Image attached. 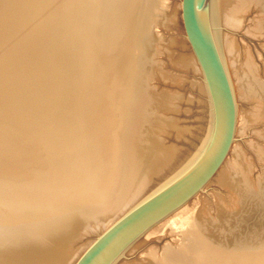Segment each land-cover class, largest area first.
I'll list each match as a JSON object with an SVG mask.
<instances>
[{
  "label": "bare ground",
  "instance_id": "bare-ground-1",
  "mask_svg": "<svg viewBox=\"0 0 264 264\" xmlns=\"http://www.w3.org/2000/svg\"><path fill=\"white\" fill-rule=\"evenodd\" d=\"M64 1L74 57L60 76L57 96L44 104L39 120L28 126L30 130L25 134L27 126L20 124L17 117L23 107L0 108V117L5 119L0 121V133L1 123L4 129L7 124L14 130L8 134L9 139H15L7 146L0 142V172L6 176L0 178V264H73L93 241L82 248L75 243L77 238L104 231L117 214L140 201L137 199L153 178L172 168L178 155L176 147L164 146L150 132H161L164 127L180 136L183 132L175 120L171 124L157 119V112L170 109L169 98L154 96L148 89V82L156 77L152 73L156 59L152 57L158 54L160 44L158 20L164 26L171 23L170 15L164 16L163 0ZM210 1L213 32L235 94L236 131L229 154L238 164V136L246 123L238 101L254 100L260 114L264 113V74H259L251 56L238 47L233 36L221 35L220 26L237 29L244 13L256 7L263 21L256 19L251 29L260 37L264 34V0ZM17 7L20 10L22 2ZM10 12L0 1L1 18ZM102 46L104 53L100 52ZM177 64L185 65L183 61ZM198 85L206 93L202 77ZM53 118H58L55 122L60 120L58 124L62 121L64 128L59 136L53 133L49 137ZM210 118L209 106L208 122ZM209 128L210 122L205 128L206 136ZM202 146L181 168H173L149 195L183 171ZM228 156L213 179L225 182L228 174L222 169L228 164ZM22 175L30 177L21 182ZM189 203L149 232L168 223L172 216H178L179 231H188L184 224L197 215L196 210L183 215ZM200 226L195 225V230ZM205 233L212 235L208 230ZM247 252L236 248L234 263L240 264L241 256ZM173 260L167 251L159 258L147 257L144 264H171ZM183 263L225 264V258L211 260L197 253Z\"/></svg>",
  "mask_w": 264,
  "mask_h": 264
},
{
  "label": "rangeland",
  "instance_id": "rangeland-1",
  "mask_svg": "<svg viewBox=\"0 0 264 264\" xmlns=\"http://www.w3.org/2000/svg\"><path fill=\"white\" fill-rule=\"evenodd\" d=\"M0 1L11 11L6 17L0 16V108L10 105L23 107L22 114L17 112V117L20 124L27 126L23 129L25 134L28 126L35 125L39 114L45 110H42L44 104L53 100L59 92L60 76L65 72V66L68 70V60L74 57L73 37L64 0ZM21 2L23 7L16 10ZM162 4L164 16L170 15L171 23L164 26L158 20L156 32L160 44L157 45L158 54L154 53L152 57L156 59L152 64V73L156 77L148 82V89L154 96L166 95L169 98L170 109L157 112V119L170 121L171 124L175 120L183 132L180 136L169 127L163 126L158 133L150 129L154 138H158L164 146L176 147L178 155L173 167L165 169L164 175L155 176L137 201L155 190L173 168L185 164L186 159L196 154L205 140V128L210 122L207 94L201 92L198 85L202 76L192 63L193 56L183 37L179 0H163ZM160 16L163 17L162 14ZM260 18L262 13L256 7L249 8L237 29L222 24L220 28L221 35L233 36L238 47L248 52L262 76L264 34L255 36L251 29L255 20ZM100 52L104 53L103 46ZM178 61H183L185 65L180 67ZM238 106L246 116L245 127L238 136L237 145L241 151L237 152L239 165L229 154L228 164L222 169L228 174L225 182L213 179L202 193L190 201L183 215H190L193 210L197 211V215L184 224L188 231L183 228L179 231L178 216H172L168 221L172 227L166 223L145 234L118 264H144L147 257L159 258L167 251L174 259L171 264H184L185 258L188 260L197 253L211 260L225 258V264H239L233 261L236 248L249 251L241 256L240 264H264V113L260 114L259 104L254 100H239ZM3 118L0 117V121L5 120ZM57 119L53 118L49 123L53 130L47 136L62 133L64 125L62 121L57 123L60 120L55 122ZM1 124L0 134L4 135L0 142L7 146L9 141H15L8 135L14 130L9 129L7 124L4 129ZM30 176L22 175L21 182ZM1 177L6 176L0 172ZM121 214H117L114 220ZM197 224L201 226L195 230ZM206 230L211 231L214 237L206 234ZM99 234L82 235L75 243L85 248Z\"/></svg>",
  "mask_w": 264,
  "mask_h": 264
},
{
  "label": "water",
  "instance_id": "water-1",
  "mask_svg": "<svg viewBox=\"0 0 264 264\" xmlns=\"http://www.w3.org/2000/svg\"><path fill=\"white\" fill-rule=\"evenodd\" d=\"M210 0H180V23L199 68L211 118L205 142L193 161L112 222L73 264H117L149 230L188 204L225 162L235 141L236 100L213 32Z\"/></svg>",
  "mask_w": 264,
  "mask_h": 264
}]
</instances>
